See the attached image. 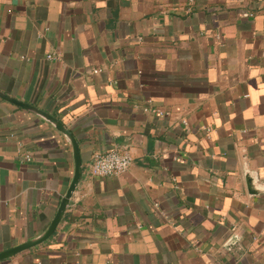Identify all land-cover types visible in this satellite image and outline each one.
Instances as JSON below:
<instances>
[{"label":"crops","instance_id":"obj_1","mask_svg":"<svg viewBox=\"0 0 264 264\" xmlns=\"http://www.w3.org/2000/svg\"><path fill=\"white\" fill-rule=\"evenodd\" d=\"M0 90L84 165L55 235L0 264H264V0H0ZM112 149L129 170L92 176ZM73 174L69 141L0 97V252Z\"/></svg>","mask_w":264,"mask_h":264},{"label":"water","instance_id":"obj_2","mask_svg":"<svg viewBox=\"0 0 264 264\" xmlns=\"http://www.w3.org/2000/svg\"><path fill=\"white\" fill-rule=\"evenodd\" d=\"M0 97L19 107H22L30 112H33L34 114L38 115L39 117L43 118L44 120L52 124L54 128H56L69 141V143L72 146L73 156H74V174L72 181L70 183L67 192L61 199L57 213L54 219L52 220L51 224L49 225V227L38 237L0 252V262H1L10 259L22 252L38 247L48 242L55 235L66 215V212L71 204V200L84 177V165L82 162L80 146L77 138L75 137L73 132L67 127V125H65L59 118L53 116L51 113L44 111L30 103L17 99L13 96H10L9 94L3 92L2 90H0ZM249 190L252 193V188L250 183H249Z\"/></svg>","mask_w":264,"mask_h":264},{"label":"built area","instance_id":"obj_3","mask_svg":"<svg viewBox=\"0 0 264 264\" xmlns=\"http://www.w3.org/2000/svg\"><path fill=\"white\" fill-rule=\"evenodd\" d=\"M49 59H53L54 56L49 55ZM98 72V70H95ZM155 114L168 115L169 112H165L160 109L153 110ZM29 159V156H27ZM133 162L131 155L128 152H121L116 149H112L106 152L97 153L94 155L93 162L90 166V171L94 177H113L119 176L129 170Z\"/></svg>","mask_w":264,"mask_h":264}]
</instances>
